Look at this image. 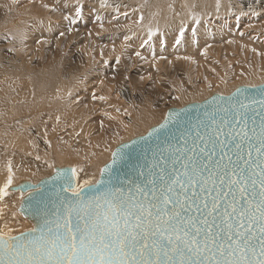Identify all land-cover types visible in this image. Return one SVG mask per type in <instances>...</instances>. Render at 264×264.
Segmentation results:
<instances>
[{
	"label": "snow or ice",
	"instance_id": "obj_1",
	"mask_svg": "<svg viewBox=\"0 0 264 264\" xmlns=\"http://www.w3.org/2000/svg\"><path fill=\"white\" fill-rule=\"evenodd\" d=\"M101 6H107L104 0ZM43 7L58 11L48 4ZM82 11L81 0H76L74 16L62 13L69 34ZM143 19L141 15L135 23L140 25ZM193 20L200 23L196 17ZM192 31L195 34V27ZM156 35L149 28L140 47ZM184 35L182 26L175 45ZM63 36L65 32L59 31L56 39ZM133 55L145 59L139 51ZM115 62L120 64L119 54ZM92 99L106 97L93 92ZM233 99L228 107H221L223 100L213 99L215 109L195 123L175 110L166 112L162 123L132 142L146 145L143 162L139 158L133 162L137 149L128 144L122 146L128 152L112 153L113 164L117 159L128 161L129 171L122 175L81 182L78 173L83 168L57 171L56 179L63 185L51 207L41 194L34 209L43 223L18 236L0 230V264H264V99L251 104ZM44 142L51 148L47 132ZM112 171L111 165L100 169L102 176ZM12 184L9 162L0 200Z\"/></svg>",
	"mask_w": 264,
	"mask_h": 264
},
{
	"label": "bare ground",
	"instance_id": "obj_2",
	"mask_svg": "<svg viewBox=\"0 0 264 264\" xmlns=\"http://www.w3.org/2000/svg\"><path fill=\"white\" fill-rule=\"evenodd\" d=\"M55 1L16 0V3H13L12 0H0V186L6 182L9 162L13 173L12 186L20 183H14L19 177L26 181L30 180L35 185L40 176L44 175V178H47L53 174L48 170V159L38 161L31 158V156L41 155L42 158L47 156L37 148L35 137L40 136L43 139L41 142L46 149L53 150L57 147V152L54 149L55 153L49 154L52 159L57 158L65 162L76 160L75 168L84 170L78 173L81 182L85 179L92 180L94 177L98 179L101 167L99 173L94 172L103 158V147L113 139L110 134L105 136L110 133L109 128H113L114 135L125 136L127 132L131 133L130 131L133 132L136 128L150 123L154 116L161 112L163 102L169 101L170 104L173 100H177L174 97H179L177 100L179 102H187L200 101L209 91L228 95L237 82H248L250 86H257L254 85L255 81H259L264 75V59L261 61L264 57V39L261 41L258 39L260 36L264 38V0L261 2L172 0L164 1L163 4L157 2L159 0L139 1L132 6L141 11L144 17L142 23L140 25L135 23L140 17L138 12L128 20H117L118 22L114 24L119 25L115 26L119 27L116 31L120 30V34L117 36L114 34L113 38L112 35L111 38L106 36L103 40L94 39L90 43L91 50L88 49L89 45L86 46L84 43L90 41L86 36L87 33L83 31L84 28H80L83 30L79 31L80 33L83 31L84 35L86 33L85 37L82 34L83 42L76 40L74 46L67 47L66 42H70L68 37H72L71 33L63 39L65 44L63 50H57V39H54L55 35L52 33L55 32L56 27L52 20L63 19L62 13L73 15L75 5L67 7V12L61 11L58 14L43 7L44 4L53 7L56 5ZM91 1L98 0H85V3ZM65 3L67 5V2ZM96 5L99 6L98 3ZM63 7L60 9L62 10ZM86 8L92 11V3L90 6H85ZM193 17L200 20L198 25L194 23ZM230 19L241 21V27L236 28V23ZM226 20L229 21L226 23ZM94 22L95 20H92L91 23ZM114 24L112 23L113 26ZM126 25L131 27H125ZM182 26L185 27V35L181 43L175 45V37ZM64 27L63 22H60L57 29L64 31ZM193 27L196 29L195 34L192 31ZM77 28L74 27L75 30H78ZM149 28L156 31L157 35L149 44L141 48L140 44L147 38ZM113 32L114 30L110 33ZM126 35L131 36V40L125 42ZM254 35L258 37L255 38ZM37 39L47 40L48 43L38 45ZM122 44L127 45L125 50L122 49L125 56L117 65L113 54L121 49ZM66 50L76 55L75 63L69 59L65 62L62 60ZM136 51H139L145 59L140 60L135 57L133 53ZM245 51L251 52L255 57L253 66L261 62L249 71H245L242 67V62L250 58L244 53ZM202 52H206V55H201ZM153 54L156 57L155 61ZM161 56L165 59H160ZM177 57L190 59H177ZM55 61L57 62L53 65ZM104 61H108L109 68H106ZM47 63L53 65L48 72L43 68ZM175 67L178 70L184 68L183 74L175 73L173 71ZM130 68H134L135 72L130 74V78L133 80V85L143 93V101L152 95L160 98L154 106L151 104V107L146 106L144 112L143 108H140L142 110L136 108L138 110L131 121H137L133 124L125 123L122 120L124 111H117L118 105L116 107L115 103L110 101L111 99L116 102L118 101L116 97L118 99L119 97L112 82L111 85L108 83L112 77H116L117 80H121L122 77L124 79L123 71L129 73ZM142 76L145 77L143 81L140 80ZM148 78H151L149 83L146 82ZM122 82L121 93L131 94L132 87L123 85L124 80ZM91 83L93 85L88 86ZM159 85L169 87L165 89L162 86L167 92L159 91L157 89ZM170 88L173 89V94L168 93ZM93 92L97 97L103 96L106 99L93 100ZM98 112L106 113L105 118L107 117L108 121L103 122L107 123L106 126L104 124L99 128L95 126L94 122H97L92 115ZM109 117L115 122L110 123L112 119ZM101 119L104 117L101 116ZM110 124L115 125L108 128ZM43 132L48 133L47 139L51 148L44 143ZM55 168H52L53 172ZM28 193L30 191L21 193L19 190L13 191L9 188L6 201L16 205L18 203L16 200L21 199V196L25 197ZM17 217L16 219L8 217V212L0 215V230L5 232L11 230V234L16 235L32 228V224L23 219V216V218L19 215Z\"/></svg>",
	"mask_w": 264,
	"mask_h": 264
},
{
	"label": "rangeland",
	"instance_id": "obj_3",
	"mask_svg": "<svg viewBox=\"0 0 264 264\" xmlns=\"http://www.w3.org/2000/svg\"><path fill=\"white\" fill-rule=\"evenodd\" d=\"M23 1H25V0H23ZM82 1V0H81ZM116 1V2H115ZM124 1V2H123ZM104 0V2L106 3V5L107 6H101L102 5V0H98V1H96V2H94V1H91L90 3H85V0H84V2L82 1V4L84 5L83 7V9H85V6H90L91 5V3H92V6H93V9H92V11L90 10V8H88L89 10H90V12H92V14L90 13V12H88L89 10L86 8L83 12H82V18L78 21V23H77V25L76 26H78V28L75 26V25H73V28L75 27V28H77L78 30H75L74 29V31L72 32V37L70 36V37H68V39H70V42H66V46L67 47H72V46H74L75 45V43H77V41L76 40H79V41H82L84 38L83 37H85V35H86V33H87V37H88V39L90 40L89 42H84L85 43V45L86 46H88V49L89 50H91L89 47H90V43H91V41H93L94 39H105L106 38V36H107V38H113V37H115V36H117L118 34H120V30H119V32H117L116 31V29L118 30V28L119 27H117V26H119L118 24H114L117 20H119L120 21V19L122 20V19H126V20H128L130 17H132L133 15H134V13H136V12H138L139 14H140V16L142 15V13H141V11H134V10H138V9H136V8H134L132 5H136L137 4V2H139V1H144L145 2V0H133V2L131 1V0ZM125 1H126V4H128V5H126L125 4ZM147 1V0H146ZM164 1H172V0H159V1H157V2H159V3H161V4H163V2ZM65 2H67V7H69V6H71V5H76V0H60V4L57 6L58 7V11H56V13L58 14L59 12H67L68 11V9H67V7H65V5H66V3ZM121 2H123V3H121ZM96 3H98L99 4V6H97L96 5ZM54 4H56L57 5V3H56V1H55V3ZM61 4H64V5H62L61 6ZM70 4V5H69ZM116 4H117V6H116ZM121 6H120V5ZM122 4H124V5H122ZM56 5H54L53 7H56ZM126 5V6H125ZM64 6V7H63ZM123 6V7H122ZM61 7H63V9L61 10L60 8ZM95 9V10H94ZM122 10V11H121ZM130 10V11H129ZM121 11V12H120ZM87 12V13H86ZM84 13H86V14H84ZM95 15H97V14H99V15H97V16H95ZM111 13H112V15H111ZM123 13H127L128 15H127V17L125 16V15H123ZM84 15H86V16H84ZM94 15V16H93ZM70 16H74V13H73V15H70ZM104 16V17H103ZM105 16H107V18H105ZM86 17V18H85ZM102 18V19H101ZM110 18V19H109ZM84 19V20H83ZM86 19V20H85ZM106 19V20H105ZM60 20V21H59ZM54 19V20H52V22L54 21V25H55V27H56V29L54 28V30H55V32H52L54 35H55V38H54V35H53V38L54 39H56V37L58 36L57 34H59V29H57L58 27H59V25H60V22H63V24L65 25V30H64V32H65V36H63V37H60L59 39H57V41H56V47H57V50H63V45H65L64 44V41H63V39H66L67 38V36L69 35V33L67 32V27L66 26H68V22L67 21H64L63 19ZM92 20H95V22L94 23H96L95 25H94V23L92 24L91 22H92ZM115 20V21H114ZM230 20H233V19H230ZM91 21V22H90ZM112 21V22H111ZM114 21V22H113ZM227 21H229V20H226V23H227ZM234 21V23H236V28H238V26L239 27H241L240 25H242V23H241V21H235V20H233ZM89 22V23H88ZM98 22V23H97ZM110 22H111V25H110ZM118 22V21H117ZM239 22V23H238ZM66 23V24H65ZM112 23L114 24V26L115 25H117V26H113L112 25ZM241 23V24H240ZM89 24V25H88ZM101 24L103 25V28H101ZM80 25H82V26H80ZM109 26H111L112 27V29H111V27H109ZM254 27H255V24H254ZM63 28V29H64ZM80 28H84L85 30H83V29H80ZM114 28V29H113ZM111 31H110V30ZM57 30H58V32H57ZM80 30H83V31H85L84 33H85V35L81 32H79ZM114 30V32L113 33H110V32H112ZM62 31V30H61ZM240 31V30H239ZM67 32V33H66ZM79 32V34H77ZM89 32H91V35L89 36L88 34H89ZM117 32V33H116ZM108 33V34H107ZM109 33H110V35H109ZM75 34V35H74ZM80 34H81V36H80ZM82 34L84 35L83 37H82ZM95 36H94V35ZM114 34H115V36H114ZM77 35V36H76ZM79 35V36H78ZM112 35V36H111ZM75 36V37H74ZM109 36V37H108ZM111 36V37H110ZM66 37V38H65ZM82 37V38H81ZM100 37V38H99ZM125 37V36H124ZM254 37L256 38V37H258V35H254ZM261 37V36H260ZM260 37H258V39H259V41H261L262 39H264V38H260ZM67 39V40H68ZM257 39V40H258ZM59 41V42H58ZM63 42V43H62ZM83 42V41H82ZM70 43V44H69ZM74 43V44H73ZM105 43V42H104ZM81 44V43H80ZM126 49V47H121V49L117 52V53H115V54H113L114 55V57H115V59H116V56L119 54L120 55V61H123V57L125 56L123 53H124V51H122V49L123 50H125ZM69 51H67L66 50V52H65V54H64V56H62V60L65 62V61H67L68 59L69 60H71L73 63H75L76 62V60H75V56L76 55H73V54H71V53H68ZM244 53H246L247 55H248V57H250L248 60H244L243 62H242V67L244 68V70L245 71H249L250 69H253L257 64H259V63H261L260 61L257 63V64H255V66H253V60H254V56L252 55V53L251 52H248V51H245ZM73 55V56H72ZM123 55V56H122ZM127 58V57H126ZM263 59H264V57L262 58V60L261 61H263ZM56 62L57 61H55V62H53L54 64L53 65H55L56 64ZM51 63H47L43 68H44V70L46 71V72H48L50 69H52L51 67L53 66ZM114 67V66H113ZM106 68H109V65L107 64V66H106ZM116 69H117V67H115ZM114 68V69H115ZM184 70V68H180V70H178L176 67L175 68H173V71H175V73H177V74H183V71ZM115 71V70H114ZM117 71V70H116ZM134 71V68H130L129 69V73H127L126 71H123V74H124V76L125 75H127L128 77H129V79L128 80H125V78L123 79V77H122V79L121 80H117L116 79V77L114 78V77H112V79L111 80H109V84L111 85V82H112V85L114 86V90H116V91H118L117 92V96L119 97V99L116 97V99L118 100V101H113V100H111L110 99V101L111 102H113V103H115V105H116V107H117V105H118V109H119V111H121V112H123L124 114H122V120L125 122V123H127V124H129V123H131V124H133V122H135V121H137V120H134V121H131V120H133L134 118L133 117H135V112H136V110H138V109H140V108H143V110L142 109H140V110H142L143 112H144V110H146L145 108H146V106H150L151 107V105H153L154 106V104H156V102H158V100L160 99L159 97L157 98V97H154L153 95V97L152 96H149V97H147L146 98V101L144 100L143 101V98H142V96H143V93L141 92V91H139L138 89H137V87L136 86H134L133 85V80H132V78H130V74L132 73ZM172 71V72H173ZM179 73H178V72ZM135 72V71H134ZM43 77V76H42ZM44 77H45V75H44ZM264 75H263V77H262V79H260L259 81H255L256 83H254V85H260V84H262L263 82H264ZM114 79V80H113ZM163 80L165 79V77H163L162 78ZM124 80V84L123 85H126V86H128V85H130L131 87H132V93L131 94H125V93H121V88H122V81ZM150 80H151V78L149 79L148 78V81L146 80V82L147 83H149L150 82ZM166 80H167V78H166ZM195 81H198V79H195ZM120 82V83H119ZM105 85H106V83H104ZM119 84V85H118ZM91 85H93V83H91L90 85L88 84V86H91ZM184 85H186V84H184ZM250 86L251 84L250 83H248V82H237L234 86H233V88H232V90H234L235 88H237L238 86ZM162 86L166 89V88H169V87H167L166 85H159L158 86V90L159 91H161L162 93H164V92H167V91H165L163 88H162ZM160 87V88H159ZM117 88H118V90H117ZM136 88V89H135ZM171 89V88H170ZM173 89H171L168 93H170V94H173V91H172ZM86 92H88L87 90H85ZM90 92V91H89ZM120 92V93H119ZM95 93H96V91H95ZM120 95H119V94ZM212 94H221V93H214V92H208L206 95H204L201 99H200V101H203L204 99H206V98H208V97H210V95H212ZM126 95V96H125ZM222 95V94H221ZM224 95V94H223ZM115 96V95H114ZM149 98V99H148ZM152 98V99H151ZM147 99H148V101H147ZM181 101V100H180ZM199 100H194V101H187V102H179V101H177V100H173L172 101V103H170L169 104V101H168V103H167V101H165V102H163V105H162V109H161V112H159L156 116H154V118H153V120L152 121H150V123H147V124H144V125H142L141 127H138V128H140V129H138V128H136L133 132L135 133H133L132 131H130L131 133H129V132H127L126 133V135L124 136V135H114L113 134V132L112 131H114V130H112V129H110L109 127H111V126H114L115 124H110L109 126H108V128H109V130L108 131H110V133H108L107 135H105V136H110L111 135V137L113 138H111L110 140V142L109 143H107V144H105V145H107V146H104L103 147V152H104V154H103V158L99 161V163H98V165H97V168H96V171L94 172V173H99L98 171H99V169H100V167H102L105 163H107L108 161H109V159H110V156H111V153H112V151H113V149L116 147V146H118L119 144H121V143H123V142H127V141H129L130 139H132V138H134V137H136V136H140V135H143L150 127H152V125L154 126V125H156V124H158L162 119H163V117H164V114L166 113V111L169 109V108H181V107H183V106H185V105H187V103L189 104V103H193V102H200ZM145 102V103H144ZM174 102V103H173ZM151 104V105H150ZM183 105V106H182ZM134 108V109H133ZM136 108H138V109H136ZM151 110H156V109H151ZM95 115H92V117H94L93 119L97 122V123H99V125L97 124V123H95L94 122V124H95V126L96 127H98L99 128V126H101V124H104L105 126H106V124L107 123H103V122H105V121H108V118L106 117L105 118V116H106V113H101V112H98V113H94ZM105 114V115H104ZM101 116H102V118L104 117V119H101ZM161 116V117H160ZM97 118H100V119H96ZM107 119V120H106ZM102 120V121H101ZM104 120V121H103ZM102 123H101V122ZM110 121V120H109ZM112 121H113V123L115 122L113 119L111 120V122L110 123H112ZM146 128V129H145ZM139 132V133H137V131ZM140 130V131H139ZM136 131V132H135ZM144 132V133H143ZM43 133H45V132H43ZM143 133V134H142ZM48 134V133H47ZM110 134V135H109ZM130 135H132V136H130ZM48 136V135H47ZM114 136V137H113ZM128 136V137H127ZM40 136H38L37 138L35 137V144H36V146H37V148L38 149H40L41 151L40 152H42V153H45V154H47V156H44V158H42L41 157V155L39 156L40 157V159L38 160V161H41V160H43V159H48L47 161H49L48 163L49 164H51V165H53V167H73V168H75V167H77V163H76V160H71V161H67V162H65V161H61V160H57V158L55 159H52V157L50 156L49 157V154H52L55 150V152H57V147L56 148H54L53 150L52 149H46V147H44V145H43V142H41V141H43V139L40 137ZM38 138H39V140H38ZM115 138V139H114ZM37 139V140H36ZM38 143H37V142ZM115 142V143H114ZM45 143V142H44ZM111 143V144H110ZM40 144H41V147H40ZM115 145V146H114ZM106 147V148H105ZM52 150V151H51ZM108 153H107V152ZM48 152V153H47ZM54 152V153H55ZM111 152V153H110ZM108 155V156H107ZM33 157V158H32ZM36 157L37 156H31V158L32 159H36ZM36 160V161H37ZM35 161V160H34ZM53 162V163H52ZM58 164V165H57ZM53 167H49L48 168V170H50V173H53ZM48 175H46V177H47ZM18 177V176H17ZM16 177V178H17ZM42 177V178H41ZM45 176L43 175V176H40V178H38V181H40L41 179H43ZM96 179H97V177L95 178H92V181L94 180V181H96ZM21 181H26L25 179H23V178H21V177H19L18 178V180H16V182H14V183H16L17 184V182L19 183V182H21ZM27 181H30V180H27ZM93 181V182H94ZM31 182V181H30ZM22 193V192H21ZM8 199V195L7 196H5L4 198H3V200H0V215H3V214H5L6 212H8V217H10V218H15L16 219V217H17V215H19V216H21L22 217V215H20V213L18 212V207H19V204H20V202H21V199H19V200H16L18 203L15 205V203H10V202H8V201H6ZM15 201V200H14ZM13 208H12V207ZM18 218V217H17ZM23 218V217H22ZM23 219H25V218H23ZM26 220V219H25ZM28 221V220H27ZM29 222V221H28ZM17 235V234H16ZM13 236H15V234H13Z\"/></svg>",
	"mask_w": 264,
	"mask_h": 264
},
{
	"label": "water",
	"instance_id": "obj_4",
	"mask_svg": "<svg viewBox=\"0 0 264 264\" xmlns=\"http://www.w3.org/2000/svg\"><path fill=\"white\" fill-rule=\"evenodd\" d=\"M237 89H240V94L238 96L236 95ZM262 90H264V83L257 85V86H245V85L238 86L228 95L212 94L210 97L204 99L203 101L189 103L181 108H169L166 112H168L169 110H175L177 112H180L186 118L191 119L193 123H195L197 120V117H199L200 119H204L206 112H212L215 109V105L211 103L213 99L223 100L224 104L221 105V107H228V101L230 98H233V97H235V99H233L234 103L237 102L238 100H243L245 103L251 104L254 100L258 102L261 99H264V96L261 95ZM254 107H258V104L254 105ZM162 122L163 120L160 123ZM159 124L150 127L143 135L136 136L127 142H123L119 144L113 149L112 153L115 151H121V150L124 152H128L127 148L122 147L123 145L128 144L132 148L137 149V152L132 153V156L134 158L133 162H135L136 158H139L141 162H143V149L146 147V145H144L143 143L136 145V144H133L132 142L134 140H139L141 136H146L147 133L152 128L157 127ZM154 144H155V141H153V145ZM112 153H111L109 161L105 163L101 167V169L105 168L108 165H111V168L113 171L110 173H105L103 176L100 173L97 180L106 181L110 175L114 177L117 174L122 175L123 173L129 171L127 160L117 159L116 163L113 164ZM148 157L149 159L151 158V152H148ZM70 169H72V167H60V168L56 167L52 175H50L47 178L41 179L35 185L29 181H22L18 185L12 186L10 188L13 191L19 190L22 193L30 191L32 193L31 198H29L28 194L24 197V199L21 201L20 206L18 208V211L21 213V215L32 224V228L38 226V224L43 223L42 217L35 214V211H34L37 205V199L41 197V194H43V199L47 201L49 204V207H51V201L55 199V194L57 192V189L61 188L63 185L62 180L56 179V172L60 170L70 171ZM125 179H127V177H125ZM34 188H38L40 191L36 192L33 190ZM40 206L43 207V204H41ZM24 232H27V231H24ZM18 235L20 234H17L15 236H18Z\"/></svg>",
	"mask_w": 264,
	"mask_h": 264
}]
</instances>
